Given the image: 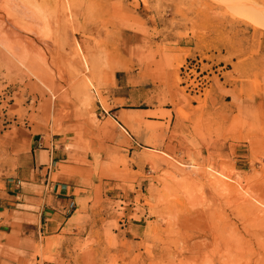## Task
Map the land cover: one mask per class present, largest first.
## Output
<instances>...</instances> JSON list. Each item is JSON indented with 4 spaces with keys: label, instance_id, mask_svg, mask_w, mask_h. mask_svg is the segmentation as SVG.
<instances>
[{
    "label": "rangeland",
    "instance_id": "374dc122",
    "mask_svg": "<svg viewBox=\"0 0 264 264\" xmlns=\"http://www.w3.org/2000/svg\"><path fill=\"white\" fill-rule=\"evenodd\" d=\"M15 3L33 36L0 65V200L32 150L60 140L85 151L95 212L67 260L59 238H37L25 264H264V0H14L0 12ZM76 49L92 61L78 99ZM212 178L238 181L262 213Z\"/></svg>",
    "mask_w": 264,
    "mask_h": 264
},
{
    "label": "crops",
    "instance_id": "0c3cea01",
    "mask_svg": "<svg viewBox=\"0 0 264 264\" xmlns=\"http://www.w3.org/2000/svg\"><path fill=\"white\" fill-rule=\"evenodd\" d=\"M84 153L60 140L40 145L32 150L21 177L6 183L0 200V264H25L35 251L37 238L43 239V248L47 239L59 238L58 255L67 260L65 246L82 239L77 231L95 213L89 210L92 192L81 176V170L87 169Z\"/></svg>",
    "mask_w": 264,
    "mask_h": 264
},
{
    "label": "bare ground",
    "instance_id": "6f19581e",
    "mask_svg": "<svg viewBox=\"0 0 264 264\" xmlns=\"http://www.w3.org/2000/svg\"><path fill=\"white\" fill-rule=\"evenodd\" d=\"M14 0H0V3H7L9 6L11 2ZM256 3V2H253ZM253 12L257 13L258 15H263L260 14L261 11L256 8V5L254 4L253 6ZM31 14V11L27 9V6H22L20 7L18 4L15 3V6L12 10L10 11L9 18L4 15V13L0 12V65L7 66L8 68H12V61L9 59V56L13 55L14 50L13 45L16 43L20 42H27L30 41L32 38V34H29L25 29L21 27V25L17 22V19H25L28 15ZM252 17V16H250ZM254 21V19L252 18ZM77 51V49H76ZM73 51L72 54V59L69 58V61L72 60L73 66L72 68L75 69V75L77 78L75 81H77V84L71 88V94L72 97L75 99H78V95H76L80 89V87L83 85V79L80 77H84L87 73H89L88 67H85L86 62L89 64V66L92 64V61L88 59L89 57H85L81 54L78 53V51ZM80 69V70H78ZM78 70V71H77ZM87 71V72H86ZM83 73V74H82ZM82 74V75H81ZM41 102H42V110L43 111H48L54 108H57L58 105L51 104L49 99H46L45 96L41 95ZM215 110L214 106H211L210 108L208 107L206 109V112H209V116L211 118H214L215 113H210V111ZM216 111V110H215ZM221 117H225L223 114H221ZM225 120V118H222ZM20 140L23 141L25 138V135H21ZM18 138L16 136H11L9 141H16ZM19 141V139L17 140ZM166 156V155H165ZM168 157V156H167ZM174 169L177 170L176 167L173 166ZM180 171V170H179ZM234 183V182H232ZM238 181H236V184H231L227 182H223L218 179H210L208 180V186L213 190L214 193L216 192H226L230 195H232L234 202L238 204V206L251 214H260L262 211L254 205L247 197H245L242 193L239 191V186H238ZM263 220H264V214Z\"/></svg>",
    "mask_w": 264,
    "mask_h": 264
},
{
    "label": "built area",
    "instance_id": "2783aa9c",
    "mask_svg": "<svg viewBox=\"0 0 264 264\" xmlns=\"http://www.w3.org/2000/svg\"><path fill=\"white\" fill-rule=\"evenodd\" d=\"M73 207H74L73 204H71V205H70V209H73Z\"/></svg>",
    "mask_w": 264,
    "mask_h": 264
}]
</instances>
